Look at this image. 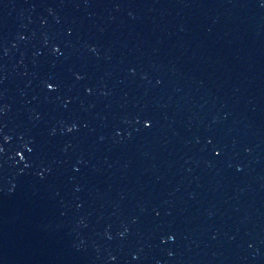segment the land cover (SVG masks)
Masks as SVG:
<instances>
[{
  "label": "water",
  "instance_id": "95a60500",
  "mask_svg": "<svg viewBox=\"0 0 264 264\" xmlns=\"http://www.w3.org/2000/svg\"><path fill=\"white\" fill-rule=\"evenodd\" d=\"M0 264H264V0H0Z\"/></svg>",
  "mask_w": 264,
  "mask_h": 264
}]
</instances>
